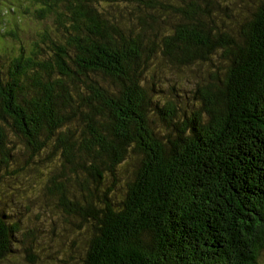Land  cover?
<instances>
[{
	"label": "trees",
	"instance_id": "trees-1",
	"mask_svg": "<svg viewBox=\"0 0 264 264\" xmlns=\"http://www.w3.org/2000/svg\"><path fill=\"white\" fill-rule=\"evenodd\" d=\"M25 14L42 27L23 44ZM1 15L0 187L16 140L59 161L45 193L81 239L66 263L258 264L264 0H13ZM163 64L206 77L160 99ZM19 231L0 209V263Z\"/></svg>",
	"mask_w": 264,
	"mask_h": 264
},
{
	"label": "rangeland",
	"instance_id": "rangeland-1",
	"mask_svg": "<svg viewBox=\"0 0 264 264\" xmlns=\"http://www.w3.org/2000/svg\"><path fill=\"white\" fill-rule=\"evenodd\" d=\"M5 1L7 2L6 6H4ZM12 1L2 0L0 11L10 7ZM5 16L1 15L0 17ZM22 17L23 19L17 22V25L22 29L18 30L20 32L18 40L25 44L33 39L34 32L39 30L42 24L31 15L25 14ZM14 18L15 16L7 17L5 22L11 26V23H16ZM222 18L228 22L224 16ZM163 67L164 64L160 65V69L155 73L159 81L156 82L154 96H158L160 99L170 93L172 85L178 94L183 95L186 90V94L189 95V91L193 88V79H197V76L206 77L204 65L197 68V75L190 74L191 70L187 71V69L172 75L167 70L164 71ZM160 124V121H157L158 128ZM15 142L16 150L11 170L18 172L12 176H8L7 173H5L6 176L3 174L4 178L0 187V209L10 215L13 221L19 223L21 231L15 235L16 242L12 246L14 252L0 264H69L66 263L68 257L76 256L75 252L71 253L69 247H74L76 246L74 242L78 245L81 241V239L75 238L78 230H76V226L67 223L68 216L57 206V200L49 199L51 197L49 195L47 197L45 193L47 180L51 177V170L57 171L59 161H38L34 164L37 160H31L28 157L24 145L18 143L19 140ZM130 161L134 164L133 159ZM131 169H133L132 166H126V164L121 168L122 172L118 177L114 200L121 201L125 196L127 177L130 176ZM17 173L22 175L19 176ZM25 232L27 238L22 235ZM71 236H73V240L68 241L72 238ZM78 236H83V233L80 232ZM21 241L26 242L25 245H22ZM25 248L30 250V256L24 252ZM258 264H264V252L260 256Z\"/></svg>",
	"mask_w": 264,
	"mask_h": 264
}]
</instances>
